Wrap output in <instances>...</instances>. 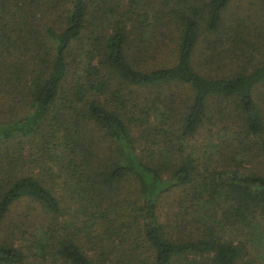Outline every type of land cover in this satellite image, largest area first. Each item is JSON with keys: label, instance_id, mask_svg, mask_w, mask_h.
Returning <instances> with one entry per match:
<instances>
[{"label": "trees", "instance_id": "16d2710c", "mask_svg": "<svg viewBox=\"0 0 264 264\" xmlns=\"http://www.w3.org/2000/svg\"><path fill=\"white\" fill-rule=\"evenodd\" d=\"M240 1L0 0V264H264Z\"/></svg>", "mask_w": 264, "mask_h": 264}, {"label": "rangeland", "instance_id": "374dc122", "mask_svg": "<svg viewBox=\"0 0 264 264\" xmlns=\"http://www.w3.org/2000/svg\"><path fill=\"white\" fill-rule=\"evenodd\" d=\"M236 3V2H235ZM236 4H238V6H240V8L242 9H247L250 8L249 12L250 16H256V18H258L261 22H264V12L262 10H260V8L258 7L257 3L255 0H242L240 2H237ZM241 9V10H242ZM234 10V8H233ZM261 92L264 93V87H261ZM264 105V102H262ZM264 108V107H263ZM155 128V131H157L160 127L165 128L166 126H156L155 124H153ZM201 144H203V139H200L197 143L196 146H201ZM247 167V165H245ZM22 208L19 206L18 207V212L23 211V209H25L26 207H28L29 205H25V204H21ZM15 242H17V245H20V248H22V250L24 249V246L29 245L26 240L23 241L20 238L15 239ZM30 255L29 253H25V259L23 261L22 264H30Z\"/></svg>", "mask_w": 264, "mask_h": 264}]
</instances>
